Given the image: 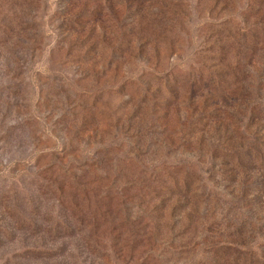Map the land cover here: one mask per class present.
Listing matches in <instances>:
<instances>
[{
  "label": "rangeland",
  "instance_id": "1",
  "mask_svg": "<svg viewBox=\"0 0 264 264\" xmlns=\"http://www.w3.org/2000/svg\"><path fill=\"white\" fill-rule=\"evenodd\" d=\"M243 258L264 264V0H0V264Z\"/></svg>",
  "mask_w": 264,
  "mask_h": 264
},
{
  "label": "trees",
  "instance_id": "2",
  "mask_svg": "<svg viewBox=\"0 0 264 264\" xmlns=\"http://www.w3.org/2000/svg\"><path fill=\"white\" fill-rule=\"evenodd\" d=\"M240 262L242 264H247V262H248V264H251L252 263V259L251 258H243L242 260H240Z\"/></svg>",
  "mask_w": 264,
  "mask_h": 264
}]
</instances>
